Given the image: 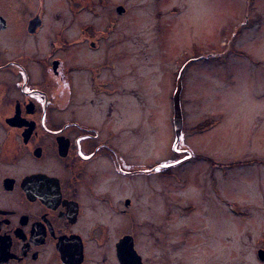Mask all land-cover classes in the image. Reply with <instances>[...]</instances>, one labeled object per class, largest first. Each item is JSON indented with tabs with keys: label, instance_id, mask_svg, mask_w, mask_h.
Here are the masks:
<instances>
[{
	"label": "rangeland",
	"instance_id": "374dc122",
	"mask_svg": "<svg viewBox=\"0 0 264 264\" xmlns=\"http://www.w3.org/2000/svg\"><path fill=\"white\" fill-rule=\"evenodd\" d=\"M22 2L29 11L42 5L55 31L67 25L73 37L86 26L107 55L117 49L119 81L134 90L130 114L146 106L152 128L147 139L130 125L124 157L194 158L167 178L166 225L160 181L134 179L142 207L159 200L139 238L151 264L163 262V245L164 264H264V0H80L75 12L66 0H7L6 9ZM187 62L178 155L172 95Z\"/></svg>",
	"mask_w": 264,
	"mask_h": 264
},
{
	"label": "flooded vegetation",
	"instance_id": "af4514ba",
	"mask_svg": "<svg viewBox=\"0 0 264 264\" xmlns=\"http://www.w3.org/2000/svg\"><path fill=\"white\" fill-rule=\"evenodd\" d=\"M66 1L80 11V0ZM5 2L0 0V264H151L141 249L148 242L139 241L151 222L146 215L160 200L159 225H166L167 178H179L177 167L194 158L137 163L124 157L134 136L130 125L144 127L147 139L152 128L146 106L136 104L134 118L130 114L134 90L119 81L117 49L107 55L103 43L89 40L86 26L73 37L64 34L67 25L53 30L42 5L29 11L22 2L8 12ZM180 140L173 142L178 155ZM137 176L160 181L153 208L138 203L145 192L134 186Z\"/></svg>",
	"mask_w": 264,
	"mask_h": 264
},
{
	"label": "water",
	"instance_id": "95a60500",
	"mask_svg": "<svg viewBox=\"0 0 264 264\" xmlns=\"http://www.w3.org/2000/svg\"><path fill=\"white\" fill-rule=\"evenodd\" d=\"M120 9H122V7H118L117 10L120 11ZM188 64V62L181 68L179 75L176 79V88L175 91L173 93V123H174V132H175V143H177L180 139L181 136V130H182V124H183V116H182V109H181V104H180V91H181V87H182V76H183V71L186 67V65ZM258 256L261 260H264V251L263 250H259L258 251Z\"/></svg>",
	"mask_w": 264,
	"mask_h": 264
}]
</instances>
